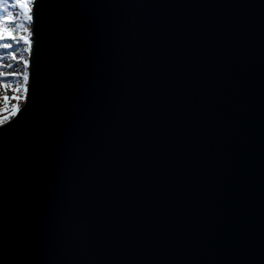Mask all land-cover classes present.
Returning <instances> with one entry per match:
<instances>
[{"label": "water", "instance_id": "obj_1", "mask_svg": "<svg viewBox=\"0 0 264 264\" xmlns=\"http://www.w3.org/2000/svg\"><path fill=\"white\" fill-rule=\"evenodd\" d=\"M0 127V264H264V0H36Z\"/></svg>", "mask_w": 264, "mask_h": 264}, {"label": "rangeland", "instance_id": "obj_2", "mask_svg": "<svg viewBox=\"0 0 264 264\" xmlns=\"http://www.w3.org/2000/svg\"><path fill=\"white\" fill-rule=\"evenodd\" d=\"M18 12V10H15ZM6 27L14 30L17 40L7 39L3 41L4 44L12 45L10 48H0V115L5 118V124L11 121L16 114L17 107L21 109L24 105L27 85L29 65H24L23 60L30 58L29 48L22 39V36H29L32 38V33L26 31L27 28H32L31 21L17 18L15 23H8ZM17 44L15 47L14 45ZM19 49V51H17ZM27 69V75H24Z\"/></svg>", "mask_w": 264, "mask_h": 264}, {"label": "snow or ice", "instance_id": "obj_3", "mask_svg": "<svg viewBox=\"0 0 264 264\" xmlns=\"http://www.w3.org/2000/svg\"><path fill=\"white\" fill-rule=\"evenodd\" d=\"M35 7H36V0H0V48H11L12 45L4 44L3 41L6 39L17 40V36L14 33V30L9 29L6 27L8 23H15L17 18L27 20V21H34L35 20ZM15 10H18L15 11ZM26 31L34 34V29L27 28ZM20 39L31 48L34 41L29 38V36H22ZM19 51V49H17ZM23 60L24 65H29L30 61L28 59ZM24 75H27V69H25ZM2 75V74H0ZM17 112L20 109L17 107ZM5 125V118L3 115H0V127Z\"/></svg>", "mask_w": 264, "mask_h": 264}, {"label": "trees", "instance_id": "obj_4", "mask_svg": "<svg viewBox=\"0 0 264 264\" xmlns=\"http://www.w3.org/2000/svg\"><path fill=\"white\" fill-rule=\"evenodd\" d=\"M4 41H9V40L6 39V40H4ZM12 42H14V40H13ZM13 45H14V44H13ZM14 46L16 47L17 44H15ZM10 49H14V48L11 47Z\"/></svg>", "mask_w": 264, "mask_h": 264}]
</instances>
